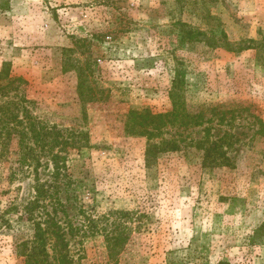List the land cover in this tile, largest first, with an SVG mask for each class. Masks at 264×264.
<instances>
[{"label":"rangeland","instance_id":"374dc122","mask_svg":"<svg viewBox=\"0 0 264 264\" xmlns=\"http://www.w3.org/2000/svg\"><path fill=\"white\" fill-rule=\"evenodd\" d=\"M9 3L0 9V72L10 62L21 81L8 99L25 96L34 116L81 145L62 152L61 180L47 156L38 174L62 202L57 219L76 262L264 264V241H253L264 222V0ZM178 20L209 37L224 31L231 45L184 43ZM79 69L95 101L80 99ZM178 70L189 71L186 105L204 124H169L154 139L129 134L130 110H172ZM208 134L228 136L229 166L203 164L197 143ZM171 139L178 150L146 159L151 144ZM17 158L14 144L0 155V213L9 220L0 226V264H22L17 244L35 228L24 206L35 199L36 175ZM116 220L129 238L113 260L95 230Z\"/></svg>","mask_w":264,"mask_h":264},{"label":"trees","instance_id":"16d2710c","mask_svg":"<svg viewBox=\"0 0 264 264\" xmlns=\"http://www.w3.org/2000/svg\"><path fill=\"white\" fill-rule=\"evenodd\" d=\"M9 2L10 0H0V9L10 8ZM174 25L178 28L179 36L184 43L206 41L212 47H230L231 45L228 35L224 31L219 36L209 37L203 30L193 28L184 21L178 20ZM10 67V62H4L0 72V155L10 152L11 146L14 144L20 167H28L36 175L35 199L24 206V218L34 223V233L31 238H26L17 244V254L22 258V264H79L70 253L67 232L57 219V209L62 207V202L59 197H55L51 186L46 187L45 183L39 181L38 174L41 167L46 164L42 157L47 156L53 164L54 180L56 182L61 180L67 175L66 155L62 152H66L69 148L80 147V142L73 133L66 135L57 125H51L46 121L39 120L37 115L34 116L31 107L26 104L33 102L25 96L20 100L8 99L12 92L19 90L21 81L20 78L11 76ZM187 72L189 71L178 70L173 80L169 94L173 104L171 111L153 113L148 108L141 111L135 109L129 111L125 124L129 134L154 139L160 136L164 127L169 124L171 126H175L177 123L181 126L204 124V118L190 112L186 105L183 91L187 86ZM77 73L80 99L84 102L95 101L97 92L88 82V72L79 69ZM260 133L264 136V123ZM227 137L211 139L208 134L197 143L203 155L204 165L226 164L229 166L228 149L231 142L227 140ZM179 148L177 140L174 139L154 143L148 147L146 159L156 157L155 155L159 152L176 151ZM14 176L15 174L12 173L11 178ZM49 198L50 202H47ZM49 205H54L52 212L48 210ZM5 211L8 213L10 210ZM8 222L9 220H6L1 212L0 226ZM113 223L114 227L110 230L95 228V231L105 233L109 256L111 259L117 260L125 247L129 233L126 226L117 220ZM70 233L73 234L74 230L71 229ZM253 241L257 243L264 241V222L256 229ZM219 264L229 263L220 261Z\"/></svg>","mask_w":264,"mask_h":264}]
</instances>
